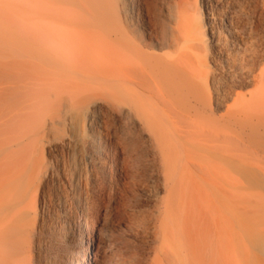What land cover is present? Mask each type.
<instances>
[{
    "label": "bare ground",
    "instance_id": "1",
    "mask_svg": "<svg viewBox=\"0 0 264 264\" xmlns=\"http://www.w3.org/2000/svg\"><path fill=\"white\" fill-rule=\"evenodd\" d=\"M14 233L34 264H264V0H0V264Z\"/></svg>",
    "mask_w": 264,
    "mask_h": 264
},
{
    "label": "rangeland",
    "instance_id": "2",
    "mask_svg": "<svg viewBox=\"0 0 264 264\" xmlns=\"http://www.w3.org/2000/svg\"><path fill=\"white\" fill-rule=\"evenodd\" d=\"M196 10V11H195ZM195 10L194 12L195 13H192V15L196 18V19H199L198 21L201 23H203V18H204V15L205 13L203 12V9L197 4V6L195 7ZM217 14H223V13H217ZM238 27V28H237ZM236 29L240 30L241 29V26L240 25H236ZM212 31L213 33H215L216 35H218L220 37V40H221V43L223 45H225L226 49H230L231 50V45L234 47V49H236L237 47L240 46L239 42L235 39H232L231 36H229L225 30L221 27V24L219 21L216 20V22H214L213 26H212ZM236 43V44H235ZM206 60L207 62L209 63V66H218L220 65V58L219 56L217 55H211L210 52H207V55H206ZM252 90V88L250 89ZM42 202V200H40V203ZM44 205L46 206L47 204V200L45 199V201L43 202ZM42 204V203H41ZM41 204H40V207H37L36 208V215L35 213L32 211L29 213V216L26 217V221L27 223L31 224L32 222L35 221V219H33L34 217H37L38 216H43L44 214V218L47 219V220H51V218H53V215L55 214V208L54 209H50L49 212L48 209L46 210V207L43 206V208L41 207ZM41 209V210H40ZM52 211V213H51ZM33 216V217H32ZM49 216V217H48ZM32 218V219H31ZM49 218V219H48ZM12 239L13 240H19L16 242L15 244V249L17 250L16 252V256L17 257H22V259L18 258L17 260L13 261V260H7V262L5 264H34V257H35V252L33 251V248H32V245H33V239H32V236L30 234H18V233H14L11 235ZM24 237H26V239H23ZM49 237V236H48ZM48 237H43L46 239V241H48ZM22 238V239H21ZM28 238V239H27ZM117 239H121L122 238L120 236L117 237ZM130 239V238H129ZM24 240V241H22ZM28 241V242H27ZM130 241L132 242V246L135 248V250L137 252L140 253V255H142V264H150V261H151V257H150V253H149V250H150V246L145 244V243H142V241L140 240H137V239H130ZM25 242V243H24ZM118 245L116 244V246H113V248H116ZM119 247L122 249L123 247H121L119 245ZM131 247V246H130ZM111 248V249H113ZM29 250V251H28ZM114 252V249L113 250H108L107 252H105V254H103L104 252L102 251V249L100 247L97 248L96 251H94V253L92 254V258L94 259L95 261V264H108V259L110 258V253ZM117 251L115 250V254L114 257H112L113 261L112 263H109V264H117V260L119 261L120 260V257L118 255V253H116ZM30 255V256H29ZM24 256L26 257V259L24 258ZM31 257V258H30ZM24 259V260H23ZM107 259V260H106Z\"/></svg>",
    "mask_w": 264,
    "mask_h": 264
}]
</instances>
